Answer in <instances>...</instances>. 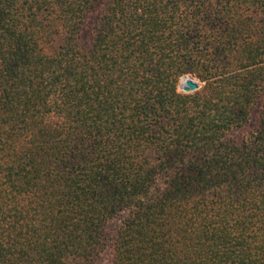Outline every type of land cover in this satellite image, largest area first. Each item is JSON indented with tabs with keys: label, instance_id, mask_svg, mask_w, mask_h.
Returning <instances> with one entry per match:
<instances>
[{
	"label": "trees",
	"instance_id": "1",
	"mask_svg": "<svg viewBox=\"0 0 264 264\" xmlns=\"http://www.w3.org/2000/svg\"><path fill=\"white\" fill-rule=\"evenodd\" d=\"M0 264H264V0H0Z\"/></svg>",
	"mask_w": 264,
	"mask_h": 264
},
{
	"label": "water",
	"instance_id": "2",
	"mask_svg": "<svg viewBox=\"0 0 264 264\" xmlns=\"http://www.w3.org/2000/svg\"><path fill=\"white\" fill-rule=\"evenodd\" d=\"M185 77H187L188 79L183 87H181V85L179 84V91L183 92L184 94H190L197 91L199 89L198 82L193 79L190 75H187Z\"/></svg>",
	"mask_w": 264,
	"mask_h": 264
},
{
	"label": "rangeland",
	"instance_id": "3",
	"mask_svg": "<svg viewBox=\"0 0 264 264\" xmlns=\"http://www.w3.org/2000/svg\"><path fill=\"white\" fill-rule=\"evenodd\" d=\"M193 79H195L196 80V78H194V77H192ZM197 81V80H196ZM198 82V81H197Z\"/></svg>",
	"mask_w": 264,
	"mask_h": 264
},
{
	"label": "bare ground",
	"instance_id": "4",
	"mask_svg": "<svg viewBox=\"0 0 264 264\" xmlns=\"http://www.w3.org/2000/svg\"><path fill=\"white\" fill-rule=\"evenodd\" d=\"M183 78V77H182ZM183 86H184V83H183Z\"/></svg>",
	"mask_w": 264,
	"mask_h": 264
}]
</instances>
